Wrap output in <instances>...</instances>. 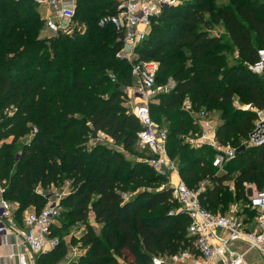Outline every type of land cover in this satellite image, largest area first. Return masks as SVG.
I'll return each instance as SVG.
<instances>
[{
  "label": "trees",
  "instance_id": "1",
  "mask_svg": "<svg viewBox=\"0 0 264 264\" xmlns=\"http://www.w3.org/2000/svg\"><path fill=\"white\" fill-rule=\"evenodd\" d=\"M116 8V0H77L75 20L85 27L58 35L47 31L34 0H0L4 197L16 203L21 224L26 210L45 207L53 187H72L61 201V227H52L60 243L40 254L39 264L65 258L63 232L77 222L87 232L71 244L79 242L85 253L71 264H152L154 257H172L193 244L189 217L177 210L172 189L161 188L169 175L158 174L141 155L127 156L138 155L141 129L125 90L135 79L131 64L117 57L123 44L116 28L100 25ZM220 28L223 33L216 32ZM259 49L264 0H182L152 20L147 38L135 48L136 60L159 63L157 87L175 81L150 102L151 114L168 129V154L182 179L191 188L205 183L202 205L216 213L246 202L245 183L264 185V146L248 147L219 174L215 151L187 142L201 132L192 114L219 111L218 140L242 145L256 127L255 108L264 109V76L249 68L259 60ZM232 53L238 63L230 62ZM237 97L253 107L236 108ZM100 133L123 150L105 142L91 146ZM233 178L229 191L226 182ZM90 211L99 232L88 222Z\"/></svg>",
  "mask_w": 264,
  "mask_h": 264
},
{
  "label": "built area",
  "instance_id": "2",
  "mask_svg": "<svg viewBox=\"0 0 264 264\" xmlns=\"http://www.w3.org/2000/svg\"><path fill=\"white\" fill-rule=\"evenodd\" d=\"M34 1L39 5L48 4L52 15L58 19L46 18L49 32L57 33L61 29L70 33L79 26L75 20V7L65 6L61 0ZM180 2L181 0H118L116 12L100 21L102 26L111 24L116 28L118 40L123 44L117 57L126 59L131 64L136 79V97L140 101L133 104L136 105L134 114L141 125L138 143L152 151L154 156L147 162L154 170L160 175H169L168 182L162 184L161 188L172 189L173 197L180 204L178 211L187 214L190 219L188 233L194 237L191 248L168 259L154 257L152 264H264V185L249 194L252 185L245 183L248 193L246 202H232L226 213H216L202 205L200 195L205 190V183L198 188H191L183 179L173 182L170 178L177 171V164L168 154V129L161 127L153 119L150 102L159 91L168 92L172 89L175 81L170 79L166 85L157 87L159 63L155 60H136L132 50L147 38L152 20L165 9ZM82 27L85 25L79 26L80 29ZM258 54L259 60L249 68L253 73L264 76V49H259ZM111 76L115 81V74ZM194 120L201 123V133L197 136L190 135L187 142L195 147H211L215 151L213 165L222 171L228 162L238 156V147L224 145L218 140L217 126L212 113L207 109L195 112ZM36 132L35 128L33 135ZM99 136L105 134L100 133ZM242 145L246 148L264 146V112L258 117L254 131ZM4 193L5 188L0 182V259L3 256V246L11 245L10 257L18 258L20 264H39L35 256L47 248L54 249L60 243L58 237L52 235V227L63 212L62 197L58 196L41 211L28 212L19 224L15 218L14 206L4 197ZM10 234L15 235V244L10 242ZM235 243H238L237 246ZM18 244L23 251L16 250ZM253 250L259 252V258L249 256Z\"/></svg>",
  "mask_w": 264,
  "mask_h": 264
},
{
  "label": "crops",
  "instance_id": "3",
  "mask_svg": "<svg viewBox=\"0 0 264 264\" xmlns=\"http://www.w3.org/2000/svg\"><path fill=\"white\" fill-rule=\"evenodd\" d=\"M61 1L63 2V4L65 6H67V7H75V9H76L77 0H61ZM116 1L118 3V0H116ZM181 2H182V0H181ZM37 5H38V10H39L42 18L46 19V18H49V17H52V18L54 17L52 15V10H51V8H50V6L48 4L44 3V4H41V5H39V4H37ZM54 19L56 21H58L57 18L54 17ZM216 32L223 33L224 30H223V28H220V29H217ZM130 96H131V93H130ZM131 101H132V103H138L134 98ZM192 115H193V118H194L195 117V113H193ZM214 123H215V125L218 128V126L220 124V121L219 122L217 121V123L216 122H214ZM196 124H198V126H199V128L201 130L202 129L201 123L196 122ZM96 142H105L110 147L118 148L119 150H123L122 147L117 146L114 143V140L112 138L107 137L106 135L105 136H102V137L98 136L96 139H93L90 144H94ZM170 178H171V181H173V182H177L180 179H182L178 167H177V171L176 172H173ZM252 189H254V188H252ZM252 189L249 190V194L252 193ZM255 190H253V191H255ZM14 209H15V206H14ZM33 210H34L33 208H30V209L26 210L24 212V214H23V217L28 212L33 211ZM88 222H89L90 225H92L96 229L97 232L100 231L101 227L96 222L95 213L93 211H90V213H89V221ZM53 227L60 229V227H61V219L60 218L57 219L54 222ZM70 228H71V231H70V234H69L70 240L69 241L67 240V237H68L67 236L66 237V241H65L66 242V245H67V250H68L67 251V255L65 256V258L63 260H61L57 264H71L73 262H76L78 260V258L85 253V249L82 248V246H81V244L79 242L77 244H74V245L71 244V239H72L71 237L74 236V237L77 238V240L80 239L87 232L86 224H84L82 222H77L76 224H74ZM10 242L11 243H14V244L16 243V238H15V235L14 234H10ZM11 250H12L11 249V245H4L3 246V256L0 259V264H20L18 258H12V257H10ZM16 250H18L19 252L20 251H23L21 245H19V244H18V247L16 248ZM52 250L53 249L47 248L44 252L39 253L35 257H37V259H38V256L40 254L46 255L47 253H49ZM29 257L30 258H33V256L31 257L30 255H29ZM161 257H164V256H161ZM164 258L168 259L169 257H164Z\"/></svg>",
  "mask_w": 264,
  "mask_h": 264
},
{
  "label": "rangeland",
  "instance_id": "4",
  "mask_svg": "<svg viewBox=\"0 0 264 264\" xmlns=\"http://www.w3.org/2000/svg\"><path fill=\"white\" fill-rule=\"evenodd\" d=\"M46 29H47V27H46ZM47 31H48V29H47ZM46 33V32H45ZM45 33H44V35H45ZM137 47V46H136ZM135 47V48H136ZM132 47H128V49H131ZM135 48H134V50H132V52H134V57H137V55H136V52H135ZM233 55H231V54H229V58H230V62L232 63V64H235V63H238V55H237V53H232ZM258 75H261V76H263V74H258ZM134 79H135V77H134ZM115 80H116V75H115ZM125 90H126V93H127V105L129 106V108H130V111L131 112H133L134 113V111H135V107H136V105L135 104H133L132 103V99L134 98L137 102H139L140 101V99L138 98V97H136L137 96V94H138V91H137V89H136V79H135V85L134 86H131V87H127V88H125ZM130 93H131V96H130ZM234 105L236 106V108H242V109H251L253 106H251L250 104H246V103H244V102H240L239 101V99H238V97L236 98V101H235V103H234ZM255 110L257 111V113H258V117L264 112V109H261V110H259V109H256L255 108ZM211 113H212V115H213V119H214V122H216L217 123V121L219 122L220 121V118H219V111H217V110H212L211 111ZM163 122H161V121H157V124H162ZM215 124V123H214ZM192 131H198V129L196 128V127H194V129L192 130ZM91 146H92V144H90ZM135 150H136V152L138 153V155H135V154H127V156L128 157H131V158H133V156H139V155H141V157H144L145 158V161H147V160H149V159H151V158H153V153H152V151H150L148 148H146V147H144V146H142L141 144H139V143H137L136 144V147H135ZM224 168H225V166H224ZM227 169V168H226ZM225 169V170H226ZM224 169L222 170V171H218L219 172V174H221V173H224V172H226ZM228 170H230L229 168H228ZM251 185H252V188H254V189H252V190H255V189H257L258 188V184L255 182V181H252L251 183H250ZM226 186L228 187V190L229 191H234V186H235V184H234V178L233 179H231V180H229V181H227L226 182ZM72 191V187L70 186V184L69 183H67L66 185H64L63 187H53L52 189H51V192L52 193H54V194H51L50 196H49V201L47 202V204L48 203H50V202H52V201H54V200H56L57 198H58V196H61L62 197V199L64 198V197H66L67 195H69L70 194V192ZM9 202L13 205V206H15L16 207V203H14L13 201H10L9 200ZM46 204V205H47ZM45 205V206H46ZM230 207V203L228 204V206L226 207V209L224 210V212L226 213L227 212V210H228V208ZM180 209V204H179V206L177 207V210H179ZM219 211H221V210H219ZM223 212V211H222ZM70 231H71V228L69 227L68 229H66L64 232H63V236H64V240L66 241V237H67V240L69 241L70 240V238H69V234H70ZM62 233V232H61ZM58 237V239H59V241H60V237L59 236H57ZM71 238H76V237H74V236H72ZM77 239V238H76ZM237 244L238 243H235V245L237 246ZM234 247V246H233ZM249 256L251 257V258H259V252L257 251V250H253L250 254H249Z\"/></svg>",
  "mask_w": 264,
  "mask_h": 264
},
{
  "label": "water",
  "instance_id": "5",
  "mask_svg": "<svg viewBox=\"0 0 264 264\" xmlns=\"http://www.w3.org/2000/svg\"><path fill=\"white\" fill-rule=\"evenodd\" d=\"M62 33H63V31H62L61 29H59V30L57 31V34H58V35H60V34H62ZM246 149H247V148H246L245 145H240V146L238 147V149H237V153H238V155L241 154L242 152H244Z\"/></svg>",
  "mask_w": 264,
  "mask_h": 264
}]
</instances>
